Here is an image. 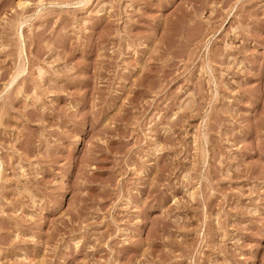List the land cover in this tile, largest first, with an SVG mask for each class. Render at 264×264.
<instances>
[{
  "label": "rangeland",
  "instance_id": "374dc122",
  "mask_svg": "<svg viewBox=\"0 0 264 264\" xmlns=\"http://www.w3.org/2000/svg\"><path fill=\"white\" fill-rule=\"evenodd\" d=\"M0 264H264V0H0Z\"/></svg>",
  "mask_w": 264,
  "mask_h": 264
}]
</instances>
